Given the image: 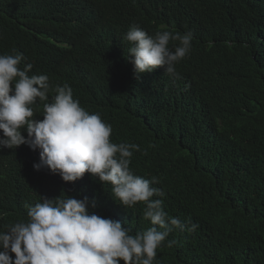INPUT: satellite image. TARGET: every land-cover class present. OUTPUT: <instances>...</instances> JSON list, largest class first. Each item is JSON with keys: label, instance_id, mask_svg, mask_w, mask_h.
Returning a JSON list of instances; mask_svg holds the SVG:
<instances>
[{"label": "trees", "instance_id": "obj_1", "mask_svg": "<svg viewBox=\"0 0 264 264\" xmlns=\"http://www.w3.org/2000/svg\"><path fill=\"white\" fill-rule=\"evenodd\" d=\"M66 1L71 4L67 10ZM103 2L111 13L110 31L99 35L79 61L62 54L48 72L54 81L63 71L62 83L76 95L92 87L120 92L141 88L135 119L114 126L120 143L139 146L132 156L139 165L134 174L158 178L152 187L164 191L165 211L186 229L188 221L199 224L194 233L179 229L170 233L164 244L176 243L158 248L154 264H264V3L186 0L187 11L201 9L187 15L185 26L193 35L192 56L203 65L201 83L199 90L170 93L167 82L150 84L159 73L149 78L143 73L137 79L134 68L108 62L119 52L117 36L125 25L128 4ZM81 3L0 0V55L21 52L40 66L38 42L58 24L64 26L61 16L73 31L87 24ZM95 106L110 113L100 100ZM172 119L186 124L178 126ZM7 157L13 165L5 170L0 186L16 187L22 162ZM83 188L81 182H64L57 176L43 192L49 199H64ZM90 191L101 216L121 218L131 234L132 229L137 233L151 227L150 221L142 220L145 205L121 212L105 188L95 184Z\"/></svg>", "mask_w": 264, "mask_h": 264}, {"label": "clouds", "instance_id": "obj_2", "mask_svg": "<svg viewBox=\"0 0 264 264\" xmlns=\"http://www.w3.org/2000/svg\"><path fill=\"white\" fill-rule=\"evenodd\" d=\"M122 1L128 15L123 14L126 22L117 36L119 52L108 62L134 68L137 79L159 73L150 84L167 82L170 93L199 90L203 65L192 56L193 35L185 26L187 15L201 9L187 11L186 0ZM70 6L66 1L65 10ZM80 7L87 24L73 31L61 16L64 26L41 36L36 52L40 66L21 52L0 55V179L13 165L7 155L22 162L18 186H0V264H154L158 248L176 243L164 244L170 233L199 228L188 221L186 229L165 211L164 191L152 187L158 178L134 174L139 165L132 156L139 146L120 143L114 126L135 119L141 88L92 87L76 95L62 83L63 71L51 79L53 60L69 53L79 61L112 27L103 0H82ZM97 100L110 113L96 109ZM57 176L85 188L49 199L43 190ZM95 184L105 188L121 212L145 205L142 220L151 227L131 234L121 218L101 216L95 198L91 201Z\"/></svg>", "mask_w": 264, "mask_h": 264}]
</instances>
